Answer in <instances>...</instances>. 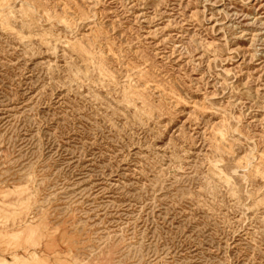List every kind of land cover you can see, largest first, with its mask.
<instances>
[{"label": "rangeland", "instance_id": "obj_1", "mask_svg": "<svg viewBox=\"0 0 264 264\" xmlns=\"http://www.w3.org/2000/svg\"><path fill=\"white\" fill-rule=\"evenodd\" d=\"M0 264H264V0H0Z\"/></svg>", "mask_w": 264, "mask_h": 264}, {"label": "bare ground", "instance_id": "obj_2", "mask_svg": "<svg viewBox=\"0 0 264 264\" xmlns=\"http://www.w3.org/2000/svg\"><path fill=\"white\" fill-rule=\"evenodd\" d=\"M256 158V157H255Z\"/></svg>", "mask_w": 264, "mask_h": 264}]
</instances>
